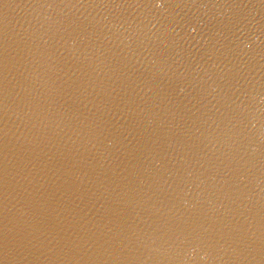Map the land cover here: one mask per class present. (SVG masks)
Returning <instances> with one entry per match:
<instances>
[{
    "label": "water",
    "instance_id": "water-1",
    "mask_svg": "<svg viewBox=\"0 0 264 264\" xmlns=\"http://www.w3.org/2000/svg\"><path fill=\"white\" fill-rule=\"evenodd\" d=\"M0 264H264V0H0Z\"/></svg>",
    "mask_w": 264,
    "mask_h": 264
}]
</instances>
